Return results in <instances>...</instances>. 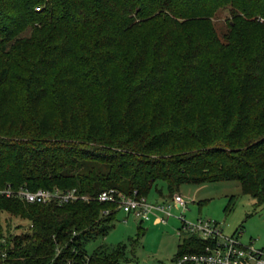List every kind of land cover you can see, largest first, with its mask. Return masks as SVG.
<instances>
[{
  "label": "trees",
  "instance_id": "1",
  "mask_svg": "<svg viewBox=\"0 0 264 264\" xmlns=\"http://www.w3.org/2000/svg\"><path fill=\"white\" fill-rule=\"evenodd\" d=\"M226 6L220 36L211 17ZM222 179L264 205V0H0V186L146 197L163 182L167 198ZM118 210L0 197V253L131 264L124 243L86 247ZM202 247L183 235L174 259Z\"/></svg>",
  "mask_w": 264,
  "mask_h": 264
},
{
  "label": "rangeland",
  "instance_id": "2",
  "mask_svg": "<svg viewBox=\"0 0 264 264\" xmlns=\"http://www.w3.org/2000/svg\"><path fill=\"white\" fill-rule=\"evenodd\" d=\"M211 18L217 33L221 36L228 29L229 7L217 8ZM257 19L261 20L260 17ZM28 33L29 29L20 32L21 35ZM188 146L193 147V144L186 141L176 142L173 148L159 152H175ZM157 184L162 187V194L159 195L152 186L146 195L148 202H159L164 198L162 195H167L164 183ZM178 192L187 201L185 209L172 207L171 215L167 216L165 221L156 220L153 213L149 214L148 219L140 220L132 214L118 210L107 233L89 241L86 245L87 251L90 252L100 244L110 247L124 243L125 256L130 258L131 264H178L174 259L177 244L185 235L184 232L178 234L181 226V220L177 215L179 212H183L185 218L189 220L196 217L213 220L226 235L240 231L239 240L243 244H249L252 240L254 247L264 246V205L255 207L254 199L240 191L238 180L185 182L179 185ZM231 195H234V200L229 204L228 198ZM3 219L15 232L20 230V226H26V221L15 215L4 213Z\"/></svg>",
  "mask_w": 264,
  "mask_h": 264
},
{
  "label": "built area",
  "instance_id": "3",
  "mask_svg": "<svg viewBox=\"0 0 264 264\" xmlns=\"http://www.w3.org/2000/svg\"><path fill=\"white\" fill-rule=\"evenodd\" d=\"M38 8V7H36ZM0 197L17 198L25 202L57 204L72 202L75 200L90 201L92 199L114 203L116 208L123 210L127 214H132L140 220L148 219L149 214H155L156 220L165 221L171 215L172 207L185 209L186 200L178 192L174 191L167 198H162L159 202H148L145 196L125 194L116 188L103 189L95 195L80 192L78 188H52L38 187L28 189L25 185L13 187L9 183L0 186ZM178 218L181 226L178 234L192 235L203 241V247L195 252L184 253L177 258V263L186 264H264V246L254 247L252 240L249 244H243L239 240L240 231L232 232L230 235L223 233L217 222L210 219L196 217L189 220L185 218L183 212H179ZM4 242V237L0 238ZM58 252V249H57ZM1 263H6V251L0 253ZM87 257L84 264H87ZM45 264H54L53 260ZM65 264H74L72 258H67Z\"/></svg>",
  "mask_w": 264,
  "mask_h": 264
}]
</instances>
